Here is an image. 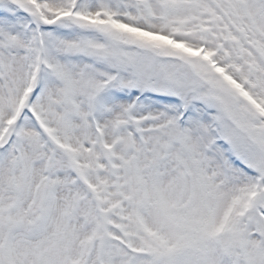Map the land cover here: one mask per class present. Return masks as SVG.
<instances>
[{
	"label": "snow or ice",
	"instance_id": "snow-or-ice-1",
	"mask_svg": "<svg viewBox=\"0 0 264 264\" xmlns=\"http://www.w3.org/2000/svg\"><path fill=\"white\" fill-rule=\"evenodd\" d=\"M0 264H264V0H0Z\"/></svg>",
	"mask_w": 264,
	"mask_h": 264
}]
</instances>
